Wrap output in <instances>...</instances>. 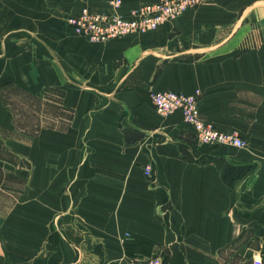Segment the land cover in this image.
Wrapping results in <instances>:
<instances>
[{
	"label": "crops",
	"instance_id": "crops-1",
	"mask_svg": "<svg viewBox=\"0 0 264 264\" xmlns=\"http://www.w3.org/2000/svg\"><path fill=\"white\" fill-rule=\"evenodd\" d=\"M206 3L92 42L67 17L106 0H0V264L264 262V0ZM196 89L243 147L199 144L151 101Z\"/></svg>",
	"mask_w": 264,
	"mask_h": 264
},
{
	"label": "built area",
	"instance_id": "built-area-1",
	"mask_svg": "<svg viewBox=\"0 0 264 264\" xmlns=\"http://www.w3.org/2000/svg\"><path fill=\"white\" fill-rule=\"evenodd\" d=\"M106 1L108 9L105 12H92L87 7H82L77 13L67 17L68 24L89 41L107 42L138 32L155 30L163 22L206 0H157L132 9L130 16H124L119 12L123 0ZM199 96L198 89L192 93L164 90L153 92L151 101L160 114L179 112L183 120L191 126L195 140L199 144L243 147L245 141L235 132L219 130L201 117L198 110ZM261 155L264 158V151ZM145 173L150 174L148 165L145 166ZM127 264H163V259L156 255L133 260ZM249 264H264L263 258L255 254Z\"/></svg>",
	"mask_w": 264,
	"mask_h": 264
},
{
	"label": "rangeland",
	"instance_id": "rangeland-1",
	"mask_svg": "<svg viewBox=\"0 0 264 264\" xmlns=\"http://www.w3.org/2000/svg\"><path fill=\"white\" fill-rule=\"evenodd\" d=\"M156 2V1H155ZM151 3H154V2H151ZM206 3V1L204 2V3H202V4H200V5H198V6H196V7H193V8H189V9H195V8H197V7H199V6H202L203 4H205ZM144 4H150V3H144ZM140 5H142V4H140ZM139 5V6H140ZM138 7V6H137ZM137 7H135V8H137ZM188 9V10H189ZM187 11V10H186ZM164 23V22H163ZM33 102H37L36 100L35 101H33ZM44 110H46V106L43 108ZM33 110L35 111H31L30 113H28V114H24V115H20V118H21V120L23 121V122H26L27 120H29V119H31V120H33V122H34V124H35V120L39 117V113H41V111H42V107H41V105L39 104H36L35 103V107L33 108ZM52 111V110H51ZM30 121V120H29ZM33 122L32 123H30L31 124V126L34 128V125H33ZM18 182V185H17V191H18V194H19V192L21 191V183H22V181H24V178L22 177V176H18V180H17ZM0 182H2V180H0ZM2 184L3 185H5L2 189H1V195H0V216H1V218L2 219H4V218H6L7 217V213H8V211H7V207H9L11 204H12V202L14 201V193H13V190H12V195L11 194H9L8 192H9V190H10V188L8 187L9 185L10 186H13V185H11V182L8 180V179H6V180H4L3 182H2ZM13 184V183H12ZM14 194V195H13ZM19 197V196H18Z\"/></svg>",
	"mask_w": 264,
	"mask_h": 264
},
{
	"label": "bare ground",
	"instance_id": "bare-ground-1",
	"mask_svg": "<svg viewBox=\"0 0 264 264\" xmlns=\"http://www.w3.org/2000/svg\"><path fill=\"white\" fill-rule=\"evenodd\" d=\"M207 4V3H206Z\"/></svg>",
	"mask_w": 264,
	"mask_h": 264
}]
</instances>
